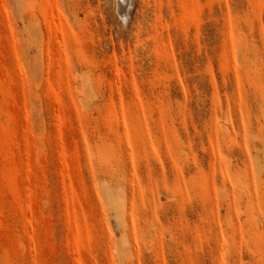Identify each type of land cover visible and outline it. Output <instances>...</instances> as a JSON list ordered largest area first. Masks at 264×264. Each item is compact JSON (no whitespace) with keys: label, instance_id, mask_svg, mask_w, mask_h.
<instances>
[{"label":"rangeland","instance_id":"obj_1","mask_svg":"<svg viewBox=\"0 0 264 264\" xmlns=\"http://www.w3.org/2000/svg\"><path fill=\"white\" fill-rule=\"evenodd\" d=\"M0 264H264V0H0Z\"/></svg>","mask_w":264,"mask_h":264},{"label":"bare ground","instance_id":"obj_2","mask_svg":"<svg viewBox=\"0 0 264 264\" xmlns=\"http://www.w3.org/2000/svg\"><path fill=\"white\" fill-rule=\"evenodd\" d=\"M118 1V0H117ZM127 1V0H126ZM120 2V1H119ZM130 2V1H129ZM126 4H128V3H126ZM126 6V5H125ZM124 8H126V7H124ZM126 10V9H125ZM125 15H127V14H125Z\"/></svg>","mask_w":264,"mask_h":264}]
</instances>
